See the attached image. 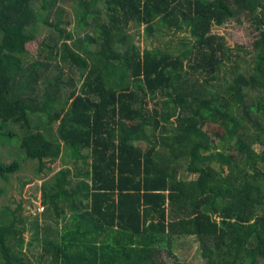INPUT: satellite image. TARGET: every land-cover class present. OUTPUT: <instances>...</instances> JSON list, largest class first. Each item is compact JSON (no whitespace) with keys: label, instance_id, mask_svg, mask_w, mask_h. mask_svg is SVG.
<instances>
[{"label":"trees","instance_id":"1","mask_svg":"<svg viewBox=\"0 0 264 264\" xmlns=\"http://www.w3.org/2000/svg\"><path fill=\"white\" fill-rule=\"evenodd\" d=\"M241 15L260 33L250 61L213 33ZM131 25L189 37L142 51ZM8 124L40 173L66 166L42 186L51 224L35 218L31 241L20 205L0 212V264H32L38 242L48 264H190L183 236L203 264H264V0H0ZM21 168L0 159L2 178Z\"/></svg>","mask_w":264,"mask_h":264},{"label":"rangeland","instance_id":"2","mask_svg":"<svg viewBox=\"0 0 264 264\" xmlns=\"http://www.w3.org/2000/svg\"><path fill=\"white\" fill-rule=\"evenodd\" d=\"M37 6L38 5H34L36 9ZM74 26H76L75 22L70 28H73ZM128 31L142 51L147 48H157L158 46L164 49L162 41L170 40L173 41V46L176 49L179 37H189V34L186 32L178 34L175 37L174 35H169L168 37H164V39L160 40L159 38H156L155 35L151 37L150 35L147 36L144 31V26L135 27L134 25L129 26ZM87 32L91 33L87 29L86 31L78 30L77 34L80 38H84ZM51 33H53V31L47 27L42 26L39 28V37L37 38V41L32 42L29 46V51L32 55L36 56V48L39 47L42 41H49L48 37ZM213 33L223 36L225 38L226 45L231 48L232 52L248 61L251 59V54L248 52L253 51V42L260 35L251 23L249 17L246 15L230 19L221 27H214ZM91 47L92 49L97 48L94 44L91 45ZM239 48H242V50ZM46 54L47 52H43L41 58L36 60L29 59L28 61L30 64L37 63L39 61L48 63L49 60L46 58ZM231 64L232 63H228V66ZM63 88L66 89L64 90L63 95L66 96L70 90L67 87ZM40 119L41 117L37 115L33 116L32 123L34 125L41 124ZM53 126L54 128H57V124H54ZM23 132L24 130L18 124H8L5 131L0 133V159L7 163L18 160L22 164V168L18 172L8 175L5 178L0 177V187L5 190L3 196L0 197V212L3 210L5 211L6 208L15 210L19 207V205L22 207V216L25 218L26 228L24 237L26 242H29L34 237V227L31 223L35 220V218L39 219L40 226L42 228L51 224L50 220L44 218V208L41 203L43 200L42 186L46 181L51 180L57 172L65 168L66 165L64 160L60 158L54 163L49 162V166L52 168L51 170H45L44 173H40L38 171V161L29 160L25 151L21 147ZM211 135L214 137L213 133H211ZM255 149L258 152L264 151L263 146L260 144H256ZM229 151L234 153L231 150ZM195 177L196 175L194 174H189L187 176V178ZM43 237L44 232L41 231L39 240ZM176 251L183 260L189 261L190 264H203L204 262L199 242L195 236H183L178 239L176 242ZM24 252L26 253L27 259H29L32 264H48V259L42 254L41 242L35 243L31 247H25ZM163 258L167 259L166 256Z\"/></svg>","mask_w":264,"mask_h":264},{"label":"crops","instance_id":"3","mask_svg":"<svg viewBox=\"0 0 264 264\" xmlns=\"http://www.w3.org/2000/svg\"><path fill=\"white\" fill-rule=\"evenodd\" d=\"M178 253V252H177Z\"/></svg>","mask_w":264,"mask_h":264}]
</instances>
